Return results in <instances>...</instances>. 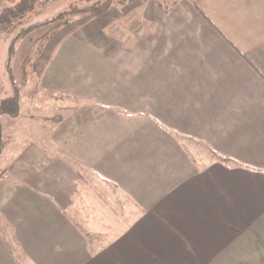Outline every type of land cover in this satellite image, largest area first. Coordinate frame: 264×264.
Listing matches in <instances>:
<instances>
[{
	"label": "crops",
	"instance_id": "crops-1",
	"mask_svg": "<svg viewBox=\"0 0 264 264\" xmlns=\"http://www.w3.org/2000/svg\"><path fill=\"white\" fill-rule=\"evenodd\" d=\"M169 2L47 28L35 71L80 102L59 140L117 189V235L91 247L65 214L76 166L49 157L44 188H0L24 258L0 232V264H264V0Z\"/></svg>",
	"mask_w": 264,
	"mask_h": 264
},
{
	"label": "rangeland",
	"instance_id": "rangeland-1",
	"mask_svg": "<svg viewBox=\"0 0 264 264\" xmlns=\"http://www.w3.org/2000/svg\"><path fill=\"white\" fill-rule=\"evenodd\" d=\"M94 1L105 0H35L25 17L14 20L0 32V104L3 99L13 95L15 87H19L21 96L20 117L0 115V123L7 139V147L0 158V168L7 169V176L0 179V188H44L47 174L50 172L46 162L49 157L58 160L57 166H63L64 163L65 168L69 166L68 168L73 169V166H76L78 176H75L73 181L72 202H76L79 193L83 192L84 198L91 205H95L97 195L98 199L108 203V209H103L96 203L100 212L97 216L94 215L90 222L94 230L105 232L104 224L112 222L109 213L114 200L122 199L110 179L82 168L83 163L72 159L73 156L68 154L70 151L64 153L63 144L59 140L65 131L63 125L47 121V118L64 117L69 113L70 105L79 106L80 102L77 99H62L60 96L63 95L48 88L44 80L38 78L34 68L35 59L41 56L45 41L52 35H47V30L58 22L19 38L15 43L16 53L11 60L14 81L8 68L10 46L24 28L35 22L54 19L59 14L71 10L73 5L85 7ZM9 2L13 0H4L1 4L8 5ZM120 2L125 3L126 0H114V3ZM172 2L173 0H170L169 5ZM66 171L69 172V169ZM86 184H91L97 194L85 192ZM101 189H105V194L100 192Z\"/></svg>",
	"mask_w": 264,
	"mask_h": 264
},
{
	"label": "trees",
	"instance_id": "trees-1",
	"mask_svg": "<svg viewBox=\"0 0 264 264\" xmlns=\"http://www.w3.org/2000/svg\"><path fill=\"white\" fill-rule=\"evenodd\" d=\"M2 1L0 0V32L6 29L14 20L20 19L25 17L33 7L35 0H13V2H9L8 5H2ZM121 3V2H120ZM114 0H105V1H94L92 4L79 7L77 5H73L71 10L67 12H63L59 14L57 17L51 20L39 21L31 24L30 26L24 28L16 37L11 46L9 52V72H11L12 79L14 81V77L12 74L11 69V60L14 57L16 50H15V43L19 38H24L27 35L43 29L48 25L56 22H69L73 15L81 14V13H94V14H102L108 11L112 6H114ZM62 99L65 96H60ZM20 89L19 87L14 88V93L12 96L7 97L2 100L0 104V115H9L13 118H18L21 114V106H20ZM63 120L62 116L59 117H52L47 118V121H52L55 124L60 123ZM7 147V139L5 137L3 126L0 123V158L2 157L5 149ZM209 150L215 155V157L224 162L232 161L230 158L224 157L218 154L213 149L209 148ZM7 176V169L0 168V179L6 178ZM89 188H84L85 192L97 194V192L91 188V185L88 186ZM82 193V194H81ZM102 194H105L104 192ZM102 205L104 200L96 199L95 205H91L88 203V200L83 196V192L79 193V198L76 202L66 208L65 214L67 217L72 221V223L86 236L89 241V244L92 248L95 247L97 244H103L113 239L117 235L115 229H112V226H107L108 229L106 232H99L94 230L90 226L91 217L97 211V206ZM0 232L3 234L5 239L11 244L12 252L16 256L17 259L22 263L24 260L22 250L20 245L16 241L14 237V230L12 226L8 223L5 216L0 213Z\"/></svg>",
	"mask_w": 264,
	"mask_h": 264
}]
</instances>
